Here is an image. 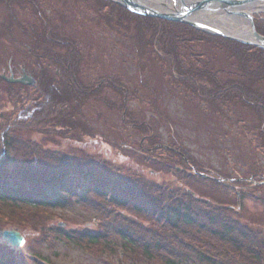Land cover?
Listing matches in <instances>:
<instances>
[{"label":"trees","instance_id":"1","mask_svg":"<svg viewBox=\"0 0 264 264\" xmlns=\"http://www.w3.org/2000/svg\"><path fill=\"white\" fill-rule=\"evenodd\" d=\"M92 1L107 25L115 22L121 31L133 28L140 46V39L147 40L143 46L157 50L156 61L170 69V80L208 104L215 115L232 118L235 108L252 110L257 124L251 128L244 124L242 132L248 137V129H254L257 146L264 150V49L190 25L140 16L111 0ZM0 2L12 10L18 5L29 7L33 22L26 25L25 31L21 29L32 45V58L40 67L55 68L54 74L46 73L31 87L9 84L0 78V94L2 87H7L5 92L18 98L13 104V115L0 118V214L4 207L25 205L52 210H94L97 227L63 232L59 243L86 247L87 252L108 250L114 264H264V231L255 230L244 219L241 206L214 203L194 189V185H203L224 195V185L218 177L225 175L205 168L188 155L184 145L176 150L167 148L156 139L149 125L128 116V89L118 85L113 77L101 87L108 86L121 94V108L126 113L124 124L143 134L140 151L144 152L146 145L150 154L158 149L169 152V160L174 163L167 170L173 171L177 180L158 181L137 170L117 166L101 153L65 151L32 138L53 137L55 131L93 134L91 125L78 123V115L74 110L71 114L68 108L72 109L73 104L82 106L84 98L96 94L98 89L87 90L80 82V62L69 59L70 52H80L78 47L59 37L57 25L50 17H44L37 1ZM256 26L264 35V23L257 22ZM30 89L37 94H22ZM87 126L90 129L84 132ZM26 131L29 136H24ZM144 161L152 163L148 158ZM161 161L155 165L163 167ZM252 172L256 185L249 182L242 188L245 190L233 188L237 200L240 194V203L245 196L253 197L250 188L264 191V174ZM247 181L238 178L232 182ZM261 198L258 200L264 203V196ZM1 261L5 263L0 255Z\"/></svg>","mask_w":264,"mask_h":264},{"label":"rangeland","instance_id":"2","mask_svg":"<svg viewBox=\"0 0 264 264\" xmlns=\"http://www.w3.org/2000/svg\"><path fill=\"white\" fill-rule=\"evenodd\" d=\"M35 1L43 9L44 17L45 15L47 19L50 17L53 25H57L59 37L69 40L78 47L80 52H70L69 59L71 61L77 59L80 62L77 70L84 87L87 90L98 89V92L86 96L82 106L73 104L72 109L68 108L71 114L74 110V114L78 115L79 118L76 119L78 123L91 125L93 134L85 135L82 131L72 133L55 131L56 135L53 137L36 135L39 138H32L65 151L71 149L101 153L104 159L113 161L117 166L137 170L144 176L158 181L177 180L176 174L169 171L170 167L172 168L170 164L174 163L169 160V152L158 149L157 152L150 154L146 151L145 144L144 152L140 151L143 134L138 131L140 129L136 130L124 124L123 115L126 116V113L121 108L123 105L121 94L108 86L101 87L106 79L113 77L118 85L128 89V116L134 121L149 125L156 139L167 148L176 150L184 145L188 155L197 159L205 168L225 175L218 177L224 185L222 188L224 195L203 185H194V189L214 203L235 204L238 208L236 195L232 194L233 188L245 190L242 188L250 185L249 182L253 186L256 185L257 181L253 179L252 171L258 170L264 174V150L257 146L252 135L255 130L248 129V137L242 132L246 127L244 124H247L248 128L257 124L254 112L248 108L238 107L235 108L234 115L230 116L232 118L215 115L208 104L202 102L184 86L170 80V69L156 61L157 50L143 46L147 40L140 39L142 43L140 46L133 28L121 31L115 22L107 25L106 18L102 19L99 16L97 5L92 0ZM191 1L186 0V3ZM161 6L160 2L155 7ZM28 8L18 5L12 10L6 3L0 2V78L5 75L7 78L13 76L18 79L26 75L36 80L37 84L38 78L49 72L54 74L55 68L40 67L32 58L30 49L32 45L30 46L25 39L21 29L25 31L26 25L33 22V14L29 13ZM253 16L255 24L264 23V10L253 11ZM37 62L40 63L38 59ZM2 79L10 84L6 78ZM5 89L7 87H2L0 94L3 105L0 108V118L13 115L15 107L13 104L18 99L11 97L10 93L7 94ZM22 94L29 97L37 93L30 89ZM243 119L245 121L239 122ZM89 129L87 126L83 131ZM24 134L29 136L28 131ZM146 158L152 163L154 160L155 163L161 161L159 158L169 160L170 163L161 161L164 166L160 167L155 163H145ZM255 166L258 168L254 169ZM238 178H245L248 184L232 182ZM258 190L255 187L250 188L253 197L245 196L243 203L239 204L247 216H244V219L255 230L264 231V203L258 200L262 199L264 191ZM95 216L94 210L82 207L65 210L26 205L17 208L4 207L0 214V255L5 263L3 261L0 263L41 264V261L35 258L40 256L50 264H114L110 262L113 260L109 257L108 250H105V253L97 249L87 252L86 247L82 249L76 245L59 243L58 239L63 236V232L97 227ZM7 229L19 231L25 238V244L19 248L10 244L3 237V231Z\"/></svg>","mask_w":264,"mask_h":264},{"label":"water","instance_id":"3","mask_svg":"<svg viewBox=\"0 0 264 264\" xmlns=\"http://www.w3.org/2000/svg\"><path fill=\"white\" fill-rule=\"evenodd\" d=\"M122 7L128 9L134 14L146 17H153L163 19L171 22L182 23L190 25L196 29L218 35L233 41L244 43L247 45H254L264 49V35L258 32L253 12H244L238 10L239 8L260 2L259 8L264 10V0H192L188 4L186 0H171L170 4H162L159 7H152L145 4L142 0H112ZM261 10V11H262ZM211 11L216 15L225 16L230 14H238L248 22L247 30L252 39H246L237 34H230L221 29L211 28L205 24L194 19L197 14ZM215 15V14H214ZM9 82H19L22 84L33 85L36 83L32 77L24 76V78H7L2 75ZM3 236L14 246L21 247L25 243L23 235L14 229L5 230Z\"/></svg>","mask_w":264,"mask_h":264},{"label":"bare ground","instance_id":"4","mask_svg":"<svg viewBox=\"0 0 264 264\" xmlns=\"http://www.w3.org/2000/svg\"><path fill=\"white\" fill-rule=\"evenodd\" d=\"M148 1V2H147ZM144 1L148 6L155 7L157 4H171V0H147ZM152 1V2H151ZM150 2V3H149ZM155 6H154V4ZM260 2L253 3L251 5L243 6L238 10L244 12H259L262 9L259 8ZM212 13L211 11L205 12L203 14H197L194 16V19L198 22L205 24L208 27L221 29L230 34H237L246 39H252V36L249 34V29L247 30V21L245 19L240 18L238 14H230L225 16L216 15V13ZM215 14V15H214Z\"/></svg>","mask_w":264,"mask_h":264}]
</instances>
